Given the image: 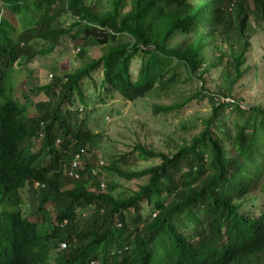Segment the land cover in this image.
<instances>
[{"label": "trees", "instance_id": "1", "mask_svg": "<svg viewBox=\"0 0 264 264\" xmlns=\"http://www.w3.org/2000/svg\"><path fill=\"white\" fill-rule=\"evenodd\" d=\"M233 1L0 0V264H264V109L240 110L219 103L228 95L208 94L211 115L187 146L165 154L137 143L107 165L94 154L100 135L88 127L90 114L74 109L88 107V84L101 104L102 96L166 95L176 66L195 76L214 37L231 49L230 93L242 79L251 22L264 27V0ZM176 34L192 44L169 48ZM62 39L76 43L79 58L91 47L104 53L51 75L34 90L46 102L28 114L15 69L50 55ZM227 58L218 61L227 67ZM135 59L141 64L132 80ZM223 109L244 119L234 134L215 120ZM76 154L74 179L68 172ZM135 157L159 163L123 168ZM105 172L142 184L113 196L102 190ZM22 192L34 203L26 212Z\"/></svg>", "mask_w": 264, "mask_h": 264}, {"label": "rangeland", "instance_id": "2", "mask_svg": "<svg viewBox=\"0 0 264 264\" xmlns=\"http://www.w3.org/2000/svg\"><path fill=\"white\" fill-rule=\"evenodd\" d=\"M251 25L250 47L245 56L244 66L241 68L242 79L231 89V92L229 91L230 93L227 91V82L233 79V69L231 60L227 57L231 49L229 44H223L218 37H214L210 46L200 53L203 66L195 76L191 77L181 64L176 66L177 79L166 91V95L161 96L159 93L156 95L154 92L149 97L134 102L117 96L111 98L102 96L101 104L97 96L98 90L88 84L84 89L88 107L75 103L74 109L90 114L88 127L100 135L93 149L99 161L107 165L113 158L118 159V155L128 153L132 145L137 143L165 154L174 152L177 147L187 146L190 140L202 131L204 127L202 122L211 115L212 105L207 98L208 94L233 96L245 110L250 107L264 109V27L259 28L253 22ZM191 40H193L191 36L176 34L167 44L169 48L184 49L192 44ZM75 44L71 40L62 39L50 55L37 57L30 62L21 61L20 67L15 69L14 87L17 95L20 96L18 102L24 105L22 104L24 97L28 99L26 105L28 114L36 113L37 103L46 102V96L37 95L34 90L49 84L51 75L62 76L71 73L84 66L87 61L97 59L104 53L103 48L91 47L86 49L83 58H79ZM235 50L237 48L233 51ZM223 54L229 62L227 67L224 66V60L218 61ZM140 64L139 59L132 61L129 69L132 80L136 79ZM200 74H202L201 79H197ZM93 79L98 84L100 71L93 75ZM160 107L167 108V111L157 110ZM80 118L82 117H79V120ZM215 120L232 133L233 124L238 121L243 122L244 119L238 117L235 110L223 109ZM133 163L134 165L130 166L123 165V168L131 169L136 165L137 168L144 169L157 165L159 160L144 162L135 157ZM100 182L103 186L102 190L113 196L130 195L142 184L138 180L126 182L113 173L106 172ZM89 183L90 180L86 179V185ZM261 183H264V172ZM259 193L257 190L253 195L260 196ZM22 196L25 201L23 210L29 211L31 209L29 204L33 201L27 192H22Z\"/></svg>", "mask_w": 264, "mask_h": 264}, {"label": "built area", "instance_id": "3", "mask_svg": "<svg viewBox=\"0 0 264 264\" xmlns=\"http://www.w3.org/2000/svg\"><path fill=\"white\" fill-rule=\"evenodd\" d=\"M219 103L224 104V105H229L230 107H233V108L237 107L240 110H245L244 106L241 103L236 102L233 98H230L228 96L219 98ZM78 162H79V155L76 154L74 156L72 162H71V170L68 172L69 177L77 179V174L75 173L74 169H76L78 164L80 163V162L79 163ZM63 247H64V245H63Z\"/></svg>", "mask_w": 264, "mask_h": 264}, {"label": "clouds", "instance_id": "4", "mask_svg": "<svg viewBox=\"0 0 264 264\" xmlns=\"http://www.w3.org/2000/svg\"><path fill=\"white\" fill-rule=\"evenodd\" d=\"M234 1H235V3L237 2V0H234ZM235 3L232 2V6H233ZM63 245H64V244H60V247L63 248Z\"/></svg>", "mask_w": 264, "mask_h": 264}, {"label": "bare ground", "instance_id": "5", "mask_svg": "<svg viewBox=\"0 0 264 264\" xmlns=\"http://www.w3.org/2000/svg\"><path fill=\"white\" fill-rule=\"evenodd\" d=\"M38 187V186H37ZM64 248V247H63Z\"/></svg>", "mask_w": 264, "mask_h": 264}]
</instances>
